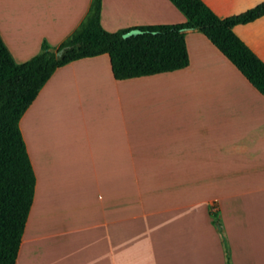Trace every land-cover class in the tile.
Masks as SVG:
<instances>
[{"label":"crops","instance_id":"obj_1","mask_svg":"<svg viewBox=\"0 0 264 264\" xmlns=\"http://www.w3.org/2000/svg\"><path fill=\"white\" fill-rule=\"evenodd\" d=\"M92 1L0 0L14 62L58 48ZM201 1L221 19L264 2ZM100 21L114 33L186 19L168 0H102ZM233 31L264 63V17ZM185 40L180 71L116 81L102 55L46 82L19 121L35 195L15 264H226L221 234L231 264H264V98L202 34ZM125 173L143 174L127 196ZM73 198L71 228L48 230Z\"/></svg>","mask_w":264,"mask_h":264},{"label":"trees","instance_id":"obj_2","mask_svg":"<svg viewBox=\"0 0 264 264\" xmlns=\"http://www.w3.org/2000/svg\"><path fill=\"white\" fill-rule=\"evenodd\" d=\"M186 19L183 24L137 27L142 35L124 40L133 29L107 32L101 25L102 0H93L79 27L54 51L47 46L17 64L0 37V264H15L35 193V174L19 121L53 73L76 61L107 55L116 81L186 69L185 32L202 34L264 98V63L233 29L264 17V2L239 15L217 17L201 0H168ZM218 225V222H213ZM226 264H231L221 234Z\"/></svg>","mask_w":264,"mask_h":264},{"label":"rangeland","instance_id":"obj_3","mask_svg":"<svg viewBox=\"0 0 264 264\" xmlns=\"http://www.w3.org/2000/svg\"><path fill=\"white\" fill-rule=\"evenodd\" d=\"M46 42V41H43ZM42 42V43H43ZM47 46L51 49V51H54L56 48H53L54 46H51L48 42H46ZM42 45V44H41ZM41 50V48H40ZM55 52V51H54ZM56 53V52H55ZM57 54V53H56ZM143 174H129V173H125L124 174V181H125V196L129 195L127 193V190L129 189H138L141 187L142 182L140 181ZM82 201L83 199L81 198H73V200L71 201V199L67 200L62 206L65 209V212L61 215L60 219L54 218V219H45L44 222L47 223L50 227H48V230H57V229H70L71 225H70V214L68 213V207L71 206L73 207V209L75 210H80L82 208H84V205H82ZM136 206H131V203L125 204V213H129V212H133V211H140L142 208V203L137 200L135 203ZM134 208V209H133ZM52 225V226H51ZM69 238L67 237H63L60 239H56L55 243L61 244V243H68ZM52 241L48 240V241H41L42 245H47V244H51Z\"/></svg>","mask_w":264,"mask_h":264},{"label":"water","instance_id":"obj_4","mask_svg":"<svg viewBox=\"0 0 264 264\" xmlns=\"http://www.w3.org/2000/svg\"><path fill=\"white\" fill-rule=\"evenodd\" d=\"M142 34H143L142 31H140V30H138V29H133V30H130L129 32L125 33V34L122 36V38H123L124 40H126V39H129V38H131V37H136V36H139V35H142ZM61 55H62V51H61V52H58V53L56 54L57 57H60Z\"/></svg>","mask_w":264,"mask_h":264},{"label":"built area","instance_id":"obj_5","mask_svg":"<svg viewBox=\"0 0 264 264\" xmlns=\"http://www.w3.org/2000/svg\"><path fill=\"white\" fill-rule=\"evenodd\" d=\"M211 211H212V208H211Z\"/></svg>","mask_w":264,"mask_h":264}]
</instances>
